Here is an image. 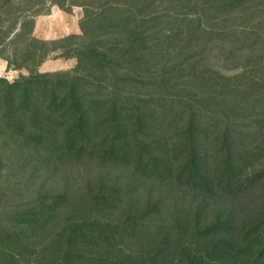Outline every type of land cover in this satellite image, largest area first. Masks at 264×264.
<instances>
[{
  "label": "trees",
  "instance_id": "obj_1",
  "mask_svg": "<svg viewBox=\"0 0 264 264\" xmlns=\"http://www.w3.org/2000/svg\"><path fill=\"white\" fill-rule=\"evenodd\" d=\"M13 1L0 49L15 57H0L29 74L0 77V264L263 262L260 194L244 220L233 205L264 187V54L228 59L246 48L229 21L264 0H49L85 10L81 34L53 41L32 36L42 10ZM220 40L235 76L208 68ZM57 52L76 67L40 72ZM186 192L225 207L168 227Z\"/></svg>",
  "mask_w": 264,
  "mask_h": 264
},
{
  "label": "rangeland",
  "instance_id": "obj_2",
  "mask_svg": "<svg viewBox=\"0 0 264 264\" xmlns=\"http://www.w3.org/2000/svg\"><path fill=\"white\" fill-rule=\"evenodd\" d=\"M69 1V0H68ZM89 1V0H84ZM93 2H102L104 0H92ZM27 0H15L13 1V4L11 7L15 8L16 6L18 8L24 7L27 5ZM67 3V1H66ZM83 1L79 0L78 4L81 5ZM261 5L258 7V11L253 15L252 12L248 13L247 15H241L240 13H237L234 15L236 19L238 18H245L246 20H236L235 18L230 20L229 24L236 25L239 29V32L237 33V41L235 42V46H244L246 47L243 52L237 53L236 55L229 57V62L231 63L236 62L238 59V64L242 66V64H245L247 60L260 58L262 59V55L264 54V1L260 2ZM72 6V11L66 12L62 10L57 5H52L49 0H34L30 1L27 7L31 6L33 9L31 10V13L33 14L36 10H42L40 14H35V26L34 31L32 33V36L34 38H37L39 40H58L62 39L69 35H79L81 34L80 29V22L84 18L85 10L82 6ZM166 7H171V5L168 3L165 4ZM167 10V9H166ZM1 12V11H0ZM17 15H19V12H14V15L10 16L8 14H4L5 18L13 19ZM253 15V16H252ZM11 25V21H8L5 23V26L7 27ZM19 26V25H18ZM19 30V29H18ZM10 39H8L9 41ZM220 45L212 46L210 51L208 52V62H210L209 69L216 68L218 72L220 71L222 75L225 76H235L237 75L241 70L240 69H230L231 65L225 61V57L227 58L226 52H230V43H224L222 44V41L220 40L218 42ZM12 46V44H11ZM7 46V52L2 51V54L14 58V47ZM6 47H4L5 50ZM234 48V47H233ZM243 48V47H242ZM235 51V49H234ZM245 55H250L248 59H244ZM60 53L57 52L55 54H52L40 67L39 71L42 73L46 72H56V71H65V70H71L74 69L77 65V60L75 58L71 59H65L62 57H59ZM228 56L229 53H228ZM242 57L241 59H239ZM1 60H3L6 63V70L2 73L0 77L7 78L10 82L15 81L17 78H19L21 75H28L29 72L25 69L21 70H15V69H7V62L0 57ZM263 60V59H262ZM226 62V63H225ZM255 62V61H254ZM207 63V61L205 62ZM255 64V63H252ZM216 65V66H213ZM228 68V69H227ZM256 76H260V73H255ZM260 110H258L259 112ZM260 115L258 114L257 118H259ZM263 117V115H261ZM257 189L255 190L254 194H247L243 196L242 198H238L237 204L235 205L239 209L237 212L241 213L240 218L244 220L245 217L249 215L247 210V204L251 203L254 204L256 202V195L260 194L259 202L261 204H257V208L260 211H263L264 207V187H261L260 185L257 186ZM31 196V193L28 195ZM215 196V197H214ZM213 194H207L204 197L199 196L197 194H193L191 192H186L183 194L182 199L180 200V204L184 206V208H180L181 205L177 206L175 203H173L172 211H170L168 214L167 212L164 213V218L166 219V225L168 224V227H172L171 224H173V221L175 219L174 216H179L180 220L182 218H185L190 221V224L187 225L186 228L191 229L195 227V224L197 222V214H200V217L202 218L204 214L208 213V210L210 209H219L222 210L224 205L226 204L225 200L223 198L217 197ZM202 204V205H201ZM201 205V208L199 206ZM179 213V214H178ZM238 218V217H237ZM240 218H238V222H240ZM178 228L177 233L180 234V236H185L184 231L187 230L182 225H180ZM155 228L152 230H149V236H154ZM191 237V235H188L186 237V242H190L187 239ZM191 240V238H190ZM192 241V240H191ZM193 242V241H192ZM179 244V242H178ZM251 255H243L240 257V259L235 264H250L253 260V257L250 258ZM255 264H264V261H257Z\"/></svg>",
  "mask_w": 264,
  "mask_h": 264
},
{
  "label": "crops",
  "instance_id": "obj_3",
  "mask_svg": "<svg viewBox=\"0 0 264 264\" xmlns=\"http://www.w3.org/2000/svg\"><path fill=\"white\" fill-rule=\"evenodd\" d=\"M6 70V63L0 59V76Z\"/></svg>",
  "mask_w": 264,
  "mask_h": 264
}]
</instances>
